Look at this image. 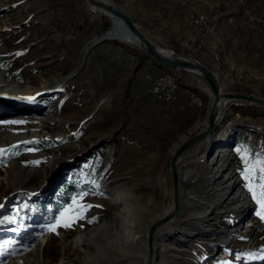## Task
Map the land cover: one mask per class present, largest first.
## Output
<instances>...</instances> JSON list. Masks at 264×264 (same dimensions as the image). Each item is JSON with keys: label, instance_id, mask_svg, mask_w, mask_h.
<instances>
[{"label": "rangeland", "instance_id": "rangeland-1", "mask_svg": "<svg viewBox=\"0 0 264 264\" xmlns=\"http://www.w3.org/2000/svg\"><path fill=\"white\" fill-rule=\"evenodd\" d=\"M113 1L153 44L206 65L228 92L264 99V0ZM190 18L199 28L209 23L213 47L199 44ZM112 27L110 16L85 0H0V70L12 81L0 85V133L8 121L12 131L27 133L17 145H1L0 134V264L30 248L36 252L30 264H82L85 253L69 243L76 232L100 227L105 244L104 228L120 227L121 205L135 216L140 236L171 203L169 158L206 126L212 98L205 81L203 91L182 81L191 71L168 67L180 83L172 110L142 95V52L110 37ZM99 37L110 40L93 44ZM18 87L20 94L10 96ZM224 112L214 144L207 137L181 164L190 176L176 232L199 235L165 240L158 263H264V106L234 100ZM13 158L33 170L21 189L3 179ZM65 183L74 193L59 203ZM222 196L230 199L219 203ZM230 229L237 234L226 241ZM94 249L86 246L89 254ZM110 249L95 264H134Z\"/></svg>", "mask_w": 264, "mask_h": 264}, {"label": "bare ground", "instance_id": "bare-ground-1", "mask_svg": "<svg viewBox=\"0 0 264 264\" xmlns=\"http://www.w3.org/2000/svg\"><path fill=\"white\" fill-rule=\"evenodd\" d=\"M104 1L114 2L113 0H104ZM89 5H90L92 10H94V11L99 10L103 14L110 16L112 24H113L112 32L110 33V37H113L120 42L130 43V44L135 45V46L140 45L139 42L132 35H130L128 33V31L125 29L124 25L118 19L111 16L107 12H104V10H102L100 8H97L91 4H89ZM195 23H197V22H195ZM197 25H198V23H197ZM198 27H199V25H198ZM212 39H213V37H212ZM199 44L209 46L206 42H204L202 40L199 41ZM156 47L158 48V50L161 52L162 55L167 56V57H171L170 49H168L169 50L168 51L166 49L159 47L157 44H156ZM130 58H132V57H130ZM177 58H182V57H177ZM182 59H189V58L183 57ZM210 70L212 71V69H210ZM185 71H187V70H185ZM162 73H163L162 78L157 77V79L160 78L158 80L167 81L171 85L172 91L173 92L177 91V88H179V86H180V83H179L177 77L174 74H172L170 71H164ZM212 73H213V71H212ZM194 74H195V72H194ZM144 75H143V77L147 81V74H144ZM215 77H216V79L219 83V86H220V82L218 80V77L216 75H215ZM6 82L11 83L12 81L9 79V77H7L6 74L2 73L0 70V85L2 83H6ZM203 82H204V80L202 79L201 83H203ZM144 83H147V82H144ZM201 89H202V87H201ZM205 89L209 93V95L211 96V92L209 90L208 85H205ZM220 89L222 92H228L221 86H220ZM20 91L21 90H19V87H18L14 90H10L9 94H10V96L11 95L15 96L17 94H20ZM185 91L189 92L187 89H185ZM191 95L193 96V100L197 102L198 98H197L196 94L191 93ZM211 98H212V96H211ZM234 100H238V99L224 98V99H222V101H220V104L218 107L217 121H216L217 126L219 125V123L224 118V114H225L224 108H226ZM247 102L253 103L252 101H249V100H247ZM18 117H19L18 115H10L8 117V120L9 119H12V121H13V119L18 120ZM42 119H44V122H47V120L49 118L46 116ZM8 122L9 123H6L4 125V128H2V131L0 133L1 139H2L1 145L21 144L24 141V137L27 133L26 132L20 133V132L12 131L9 128V125L11 123H10V121H8ZM205 127L203 128V130L205 129ZM203 130L201 129V131H199V132H202ZM43 135H44V133H43ZM213 137H214L213 134L211 136H208L209 145L210 144L212 145V143L214 144V141L216 139H213ZM206 139H207V137L199 139L196 142L192 143L191 145L186 147L175 159V170H176L177 181H178V185H177L178 207H177L176 212L172 213L173 212L172 211L173 205H172V188H171V203H170L169 207L165 208L162 211V213H160L159 215H157V217L155 219H153V221L151 222V224L149 225V227H148L147 231H145V233H142L140 236H138L137 232H136L138 227H137V223H136L137 221L135 220V216L131 213V211L128 208L120 205L119 206L120 211H119V213H117V214H120V216H119L120 227H118V229L115 230L113 233L107 231L108 229L106 230V227L104 228L105 229L104 231H106L105 235L107 238V241L105 244L100 242V240L98 239L100 227L99 228L98 227L90 228L87 231L86 230L85 231L80 230V231L76 232V234L74 235V237L71 240H69V243L72 245L73 248H79L80 250H82L85 253L86 259L82 264H95V263L99 262V260H101V259L102 260L106 259V257L108 255L112 254V250L110 249L111 247L116 252L119 253V255H120L119 257L121 259L122 258L123 259L124 258H130V261L134 262V264H162V263H158L157 256L159 254L158 253L159 248L162 249V251H161L162 256H164L165 248L162 246L164 245L165 240H167V239H169L175 235V237L179 241L187 242V241L191 240L192 238L197 237L199 235V233L195 232V231H191L188 233V235H185L182 232H176V228L178 227V225L181 221V213H182L181 203H182V198L184 196L183 181H185L188 178V176H190L189 170H187V169L184 171L181 170V164L183 162H185V160H191L193 158V156L195 155V152L198 150L200 145L203 144V142ZM186 140H187L186 138L184 140H182L181 143H179L176 146L175 150ZM175 150H174V152H175ZM204 153L206 154V152H204ZM207 157H209V156H207ZM58 160H60V158L57 157V161ZM23 165H24L23 160L21 158H13L7 163V166H6L4 174H3V179L6 182V184L8 186H11L13 189H21L23 187L24 183L33 174V170L25 168ZM231 198H235V196H231ZM228 199H230V197L222 196L219 199L220 200L219 203H223ZM121 202L122 201L120 200V203ZM116 203H119V201H117V199H116ZM171 214H174V215L171 216ZM164 217H168L169 219L165 220L164 222H161L160 220ZM151 227H154V229L151 233V253H150V256L148 257V248H147L148 235L147 234H148V231ZM236 234H237L236 229H230L229 231H227L226 241L232 240ZM47 241H48L47 236H43L42 240L40 242H41L42 246H45ZM86 246H93L95 248L93 254L92 253L89 254L86 251ZM63 248L64 247H61L62 252H63ZM29 250L30 251H27L25 254H20V255H17L15 258L8 259L4 264H30V262L33 263L34 259L36 261V256H35L36 252L33 250V248H30ZM223 257H226V255H224ZM262 264H264V263H262Z\"/></svg>", "mask_w": 264, "mask_h": 264}, {"label": "water", "instance_id": "water-1", "mask_svg": "<svg viewBox=\"0 0 264 264\" xmlns=\"http://www.w3.org/2000/svg\"><path fill=\"white\" fill-rule=\"evenodd\" d=\"M88 4H91L97 8H100L104 10V12H107L111 16L118 19L125 27V29L128 31L130 35H132L140 45H137V48L143 53V56L145 58L150 57L153 59V62L157 66H163L168 68H174V69H181V70H187L195 72L198 76H200L208 85L209 90L211 92V103L208 108V112L206 115V127L202 132H199L197 134H194L190 138H188L186 141H184L173 154H171L168 162V169L171 176V188H172V213H175L178 207V195H177V174L175 170V159L177 156L189 145L196 142L199 139L211 136L213 134V131L215 127L217 126V114H218V107L220 104V101L222 99H238L241 101H252L253 103L263 105L264 106V99L252 97V96H245L240 95L232 92H222L219 86V83L215 77V75L212 73L210 68H208L206 65L191 59H182L177 58L175 55L171 57H167L161 54V52L158 50L155 44H153L139 29V27L132 21V19L114 2H107L104 0H85ZM103 40H110L103 38H98L93 44L101 42ZM112 40V39H111ZM115 41V40H114ZM117 42V41H116ZM220 121V120H219ZM174 214H171V216ZM170 216V217H171ZM169 219L168 217L162 218L160 221L164 222L165 220ZM154 227H151L148 231V238H147V248H148V257L151 253V233L153 231Z\"/></svg>", "mask_w": 264, "mask_h": 264}, {"label": "built area", "instance_id": "built-area-1", "mask_svg": "<svg viewBox=\"0 0 264 264\" xmlns=\"http://www.w3.org/2000/svg\"><path fill=\"white\" fill-rule=\"evenodd\" d=\"M248 23L250 26H252L251 25L252 22H248ZM195 34H196V39H200L213 47L212 32H211V28H209V23H206V28H199L198 25L196 24ZM170 51H171L170 53L171 56L172 55L174 56L173 51L172 50ZM234 67H235L234 69H236V73H240V70L237 69L236 66ZM140 71H144L145 73H147V83L139 82V89L142 91L141 94L151 98L154 101H159L168 104L167 112L170 111L171 101H175V93L177 92L172 91L171 85L167 81L158 80L156 73L152 72L147 65H144L142 63ZM182 81H195L197 90L199 89L203 91L200 86V83L202 82V78L197 74L190 72V79H186Z\"/></svg>", "mask_w": 264, "mask_h": 264}, {"label": "trees", "instance_id": "trees-1", "mask_svg": "<svg viewBox=\"0 0 264 264\" xmlns=\"http://www.w3.org/2000/svg\"><path fill=\"white\" fill-rule=\"evenodd\" d=\"M139 52V51H138ZM138 55H143L142 53H138ZM141 57V56H140ZM133 58H135V55L133 54ZM149 58V57H147ZM159 71H166L167 67H163V66H157ZM174 69V68H173ZM177 72H185V70H178ZM257 174V178L255 181H253V185L255 187V189H258V186L261 185V179L259 178V170H257V172H255ZM264 186V185H263ZM264 188V187H263ZM72 193H74V187L69 184V183H65L59 190V194H58V201L59 203H66L68 202V199H69V195H71ZM50 206H53V207H56L57 204L55 203H52V204H49ZM58 207V206H57ZM52 214V213H51ZM51 214H49L48 216L50 217ZM25 227V226H24Z\"/></svg>", "mask_w": 264, "mask_h": 264}, {"label": "crops", "instance_id": "crops-1", "mask_svg": "<svg viewBox=\"0 0 264 264\" xmlns=\"http://www.w3.org/2000/svg\"><path fill=\"white\" fill-rule=\"evenodd\" d=\"M191 18H192V17H191ZM191 18L189 19V24H190V27L193 28V27H192L193 24H192ZM191 24H192V25H191ZM193 26H195V25H193ZM195 27H196V26H195ZM193 29L196 30L195 28H193ZM158 46H159V45H158ZM120 50H121V49H118L119 52H121ZM211 51H212V50H211ZM123 53H125V52H123ZM125 55H127L128 57H133V56H131V55H133V53L130 52V51H129V52H126ZM142 58H143V62H142V63H143L144 65H147L148 68H149L152 72H155V73H156V68H155V66L157 67V65L153 62V59L150 58V57H149V58H145L144 56H142ZM143 73H144V72H143ZM142 77H143V76H142ZM143 78H144V77H143ZM144 80H145V79H144ZM145 81H146V80H145ZM198 101H199V99H198ZM198 101H197V102H198ZM171 110H172V107H171Z\"/></svg>", "mask_w": 264, "mask_h": 264}, {"label": "snow or ice", "instance_id": "snow-or-ice-1", "mask_svg": "<svg viewBox=\"0 0 264 264\" xmlns=\"http://www.w3.org/2000/svg\"><path fill=\"white\" fill-rule=\"evenodd\" d=\"M26 99H28L29 101H32V100H34V97H27ZM15 123H20V122H15ZM0 151H2V150H0ZM34 163H38V162H34ZM262 178H264V177H262ZM262 187H264V186H262ZM262 194H264V193H262ZM2 207H4V205L0 204V208H2ZM262 207H264V204H262ZM7 222H14V218L13 219H9ZM0 223H5V221L0 220ZM64 226L65 227H70L71 223H66Z\"/></svg>", "mask_w": 264, "mask_h": 264}]
</instances>
